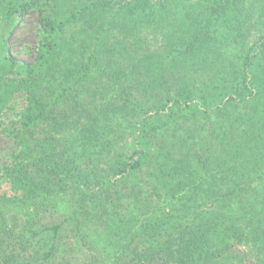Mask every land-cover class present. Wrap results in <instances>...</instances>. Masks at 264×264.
Segmentation results:
<instances>
[{
    "label": "trees",
    "instance_id": "16d2710c",
    "mask_svg": "<svg viewBox=\"0 0 264 264\" xmlns=\"http://www.w3.org/2000/svg\"><path fill=\"white\" fill-rule=\"evenodd\" d=\"M51 1L54 5L50 9L45 5L43 8L40 0H7L4 4L0 3V20L2 17L9 21L29 9H35L38 13L34 61L23 66L24 77L14 82L15 87L24 89L26 96L25 107L13 123L17 128L16 148L10 162L0 167V175L13 193L11 200L24 207L29 217L19 225L21 222L14 217L6 218V213L0 207V264H43L53 257L64 223L34 222L35 218L30 216L33 210L36 212L34 205L55 193L68 196L76 203L73 213L67 218L75 222V231L80 230L83 218H92L101 222L98 226L107 240L117 233L120 236L119 239L115 238L118 243L129 239V251L124 254V249L120 255H124L125 260L117 264H245L247 255L243 246L252 242L261 243L255 250L262 255L264 190L251 188L255 181V167L258 170L264 164V109L254 112L256 106L262 105L261 99L264 97V62L261 58L254 60L252 56L257 46L243 49L240 71L235 73L236 68L231 63L234 79L229 84H217L214 93H205L204 96L188 89L180 98H171L151 91L150 97L154 99L152 105L147 112L140 113L142 106L140 100H132L131 96H136L132 88L141 82L136 70L157 69L156 63L151 60L153 53L147 46L141 45V41L136 39L138 36L130 39V34H134L132 26L112 18L110 20L109 14L120 13L125 7L138 8L144 1L151 0H122L116 3L112 0H69L71 7L67 10H72L64 13L59 7L61 0ZM99 12L110 13L103 16ZM99 17L100 24L94 27ZM79 19H88L84 21V27L87 24L99 28L97 31L102 34L98 38L102 37L104 42L112 38L108 52L115 58H109L105 63L103 59L96 61L100 65L102 63L101 69L107 78L125 81L122 108L118 111L127 115L134 129L128 153L113 152L103 166L104 151L109 153V146L114 140L98 135L97 126L111 127L108 114L116 111L111 107V100L103 99V91L89 93L90 106L83 108V115L88 117L70 125L61 122L60 130L58 121L61 112L54 114L45 99L47 97L36 89L44 69L50 64L49 56L61 49L58 40L61 34L66 33L65 25ZM180 23L183 27L180 33L175 35L176 32H172L177 38L174 44L178 41L184 43L188 36L187 22L183 19ZM84 27L81 26L78 31L82 32L75 35L70 32L69 37L73 38L78 33L83 35L87 30ZM173 43L168 47L178 46ZM72 45V54L77 62L80 61L78 67L82 70L81 78H84L93 59H96V52L88 44L84 47L78 43ZM192 47L191 41L184 45L185 50ZM2 48L0 111L12 93L10 88L13 83L8 81L6 74L19 65L8 51L5 52L6 45H2ZM87 49L91 51L86 56ZM210 49L213 51L212 45L202 43L190 51L191 57L183 56L179 60H175L178 59L175 51L169 59L171 66L186 67L189 62L194 65L198 55ZM124 56L129 57L130 61L122 60ZM220 65L223 67L224 64ZM199 69L203 70L204 66ZM163 81L164 78L156 76L149 83L154 88L149 89L163 87ZM221 90L224 94L219 95ZM60 92L65 95L64 91ZM207 98L212 106H206ZM237 102L242 103V110H238ZM225 106L232 109L223 112L221 108ZM173 107H177V110L183 107L205 116H210L216 110L222 118L229 117V120L222 119L221 124L211 128L210 134L203 138L204 142H211L209 149L214 146V153H218L216 158H220L225 168L211 165L213 157L205 154L206 144L201 142L197 146L185 142L183 149L179 150L181 158L161 144L163 139L159 137V129L164 124L160 121L171 117ZM66 115L64 113L61 118ZM37 129L40 131L36 132ZM221 173L230 182L224 188L218 187L214 180ZM132 176H137L138 182L127 188L131 205H122L120 202L126 194L118 189L119 185ZM153 196L164 199L166 204L158 205ZM0 197L5 199L9 195L0 190ZM241 198L247 199L246 206L244 208L240 202L236 204V209L234 205ZM202 204L209 208L202 209ZM119 207L128 208L123 213ZM180 211L185 212L179 214Z\"/></svg>",
    "mask_w": 264,
    "mask_h": 264
},
{
    "label": "rangeland",
    "instance_id": "374dc122",
    "mask_svg": "<svg viewBox=\"0 0 264 264\" xmlns=\"http://www.w3.org/2000/svg\"><path fill=\"white\" fill-rule=\"evenodd\" d=\"M6 1L7 0H0V3L2 2V4H4ZM17 1L23 2L25 0ZM112 1L116 3L122 0ZM158 1L159 2H155V0L144 1V6H139L140 8L125 7L120 10V13L117 12L114 13V15L109 14L110 12L102 14L99 12V15L103 16L109 14L110 20L112 18L114 21L116 20V22L118 21L132 26L134 34H130V39L135 35V37L138 36L136 39L141 41V45L147 46L153 53L151 60L156 63L157 69H154V71H147L144 68L141 71L136 70L140 78L138 81L141 82L134 85L132 88V91L136 95L134 97L131 96L132 100L135 102L140 100V105L142 106L140 113L143 111L147 112L152 105L154 100L153 96L152 98L150 97L152 92H159L161 96L164 94L167 97L180 98L182 93L186 90H193L194 92L200 93V95H204L205 93L212 94L217 84H229V82L234 79V72L238 73L241 69L240 67L244 58L242 51L246 47L253 45L257 46L258 49L252 52V56L254 60L261 58L262 62H264V0ZM40 4L43 8V5H45L47 9H50L54 5L51 0H40ZM59 7L62 9L61 13L70 12L72 10H67L71 7L69 0H61ZM37 18L38 13L36 10L29 9L11 18L9 21L2 19V17L0 20V58L3 56L2 53H4L2 45H6L5 52L8 51V54L12 55L17 60V63H19V65L14 67L13 72H8L6 74V78L9 82L13 83V86L10 88L12 91L11 95H9L5 105L0 111V167L10 162L11 155L16 148L15 133L17 128L13 126V123L18 120L21 114L20 112L25 107L26 96L24 89L15 87L16 84H14V82L24 77L25 69L23 66L34 61L36 54ZM100 18L101 17H99V21L96 18L97 22L94 23V27L100 24ZM92 19L94 18L92 17ZM183 19L187 22L186 27L189 28L187 32L188 36L186 40H183L184 43L180 44L181 42L176 41L177 43L174 44L173 42L177 39L175 35H178L180 29L183 28L180 23ZM87 20L79 19L76 20V22L65 25L66 33L61 34L58 40L61 49L56 53L53 52V54L49 56L50 64L44 69L36 89L37 92H41L47 97L45 99L50 103V108L53 109L54 114L57 112H61V115L64 113L68 114L66 117L63 116V118H61V115L59 116L58 122H60V130H62L63 122L70 125L73 122H82L83 119L88 117L87 115H83L85 113L83 108L85 105L90 106L88 102L90 100L88 99L89 93L103 91V99L105 97L106 100H111L113 103L111 107L116 109L115 113L108 114L111 127L104 128L100 125L97 126L98 135L102 137L107 136L108 139L113 138L112 140H114L109 146V153L104 151L105 156L102 159L103 166L105 160L108 162L113 152L128 153L132 146L131 134H133L132 132L134 129L127 115L125 116L123 114L124 118L121 114L122 112L118 111L122 108L125 81L116 80V82L107 78L106 74H103V70L101 69L102 63L100 65V63L97 62L103 59L105 63L107 59L115 58V55H110L108 52V50L110 51L109 44L113 42L112 38L104 42L102 37L98 38V36L102 34L97 31V29H100L89 27L87 24H85L87 28L86 34L83 33L82 35L78 33V35L75 36L76 38L74 36L73 38L69 37L70 32L74 33V35L77 32H82L78 30L81 26L84 27V21L86 22ZM85 27L84 30L86 29ZM172 32H176L175 35L172 34ZM190 41L193 43V47L191 50L190 48L185 50L184 45ZM76 42L82 47L87 44L90 45L91 50L95 51L97 55L94 56L96 59H93L91 67L84 78H81L82 75L80 73L82 70L78 67L80 61L77 62L72 54L71 45L73 44L72 46H75V44H77ZM172 43L178 46L169 48L168 46ZM202 43L212 45L213 51L210 49L211 52L208 50L201 52L194 65L189 62L186 67L179 68L178 66H171V60L169 59L175 54L173 52L176 51L178 55V59L175 60H179V58L183 56L191 57L190 55L192 52L190 51H192L195 46ZM91 50L87 49L85 55L87 56L88 52ZM212 57L214 60H212ZM122 60L128 62L130 58L124 56ZM132 60L133 59H131V61ZM158 60L160 62H157ZM221 63L225 66L223 65L222 67V65H220ZM231 63L236 68L234 72L230 66ZM82 64L84 63L82 62ZM110 66L107 67L109 68ZM202 66H204V69L200 70L199 68ZM257 69H260V66H257ZM156 76H159L160 79L164 78V86H157L155 90L149 89V87L154 88L151 87L149 83H151ZM60 90L64 91V96L61 94ZM105 92L106 95L104 96ZM220 92L219 95L224 94L223 90ZM219 95L217 96L218 98L220 97ZM206 100L205 104L207 107L213 105L208 98ZM237 100L239 99L237 98ZM261 100H263L261 103L262 105L256 106L254 112L259 109H264V97ZM236 106H238V110L243 109L241 102ZM177 109V107H173L170 112L171 117L163 119L164 121H160L164 124L160 127L161 129H159V137L163 139L161 144L166 146V149L172 150V153L176 152L178 154L176 156L181 158L179 150L183 149L187 142H191L195 146L201 142V144H206L205 154L212 155L213 157H211L213 161L211 165L216 166V168H225L220 158H216L218 153L217 151L214 153V146L209 149L211 142H204L203 138L210 134L211 128L218 127L223 121L222 119L229 120V117L225 116L222 118L219 112L216 113V110L210 116H205L203 114H198V112L193 113L189 109H183V107H180L179 110ZM181 109L182 112L180 111ZM221 109H224L223 112H225L232 109V107L225 106ZM236 112L234 114H236ZM39 131L40 129L36 130V132ZM63 138L65 139V137ZM256 169L257 167H255V173H253L255 181L253 185H251V188L264 190V164L260 165L258 170ZM101 172L104 171L101 170ZM257 175H261V179L259 177L257 178ZM223 176L224 174L221 173V175H217L214 179L216 185L220 188H224V186L228 184L230 185V182L224 179ZM142 178H144V175H142ZM137 182V176L125 178L123 182L120 183L118 189H120L124 195L126 193L128 194L129 189L127 188H130ZM0 190L9 195V197H5V199L0 197V207L6 213V218L10 219L14 217L21 222L19 225L24 224V220L28 218L29 215L24 212V207L11 200L10 196H12L13 193L10 192L7 182L4 181L1 175ZM127 194L120 204L126 206L131 205L130 201H128L130 200L129 195ZM142 195L141 199L143 200ZM69 198L68 196L55 193L44 198V200L42 199L38 205H34L36 212L34 213L33 210V215L30 216L35 218L34 222L38 220L40 223L45 222L47 224L64 223L57 238V248L53 257H51L50 260L44 261L43 264H117L124 261L125 256L123 255L121 257L120 255L124 251V254L129 251V239L125 238L121 243H118L115 240V238H120L117 233L107 240L105 233H103L102 229L98 226L101 222H97L92 218L87 220L83 218L80 230L75 231V222L73 223L72 220H67V218L73 213L76 203ZM153 198L158 205L164 206V203L166 204L164 199H158L156 196H153ZM246 201L247 199L241 198L234 206L238 209L236 204L241 202V205L245 208ZM106 206L109 208L107 204ZM119 208V210L124 213L128 207ZM201 208H209V206L202 204ZM31 209L32 207L28 209V211ZM183 212L185 211H180L179 214H183ZM78 216L80 215L78 214ZM33 225L35 229V223ZM254 241L260 240L255 239ZM254 243L256 242L243 246V250H245L247 255V262L245 264H264V252L262 255H258V251L255 250L256 247L261 246V243L257 242L256 246H253ZM262 246H264V242ZM252 261H254V263H252Z\"/></svg>",
    "mask_w": 264,
    "mask_h": 264
}]
</instances>
